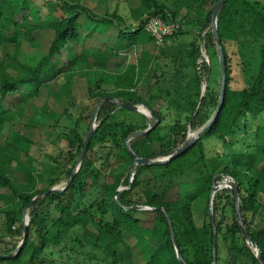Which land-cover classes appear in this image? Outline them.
<instances>
[{"label":"trees","instance_id":"1","mask_svg":"<svg viewBox=\"0 0 264 264\" xmlns=\"http://www.w3.org/2000/svg\"><path fill=\"white\" fill-rule=\"evenodd\" d=\"M29 1L0 0V189L14 199L3 211L5 234L0 241L23 235L24 211L30 210L25 241L22 238L12 249L0 250V264H264V123L254 127L251 121L264 116V3L225 0L219 10L217 27L227 81L222 106L210 126L169 161L134 167L136 157L162 161L176 154L192 132L207 124L204 109L217 110L220 103L221 96L203 92L195 41L187 51L196 66L193 72L184 65L170 71L160 63L154 69L119 62L123 52L155 42L145 30L150 17L177 22L179 10L171 11L160 0H130L131 15L139 23L128 28L117 9L106 8L104 15H98L79 0H46L49 13L42 29L49 30L52 39L33 64L9 51L21 41L35 40L37 25L29 21L31 13H25ZM196 1L203 8L211 0ZM213 13L205 16V28L211 25ZM110 25L119 26L115 39L103 42L104 48L93 45ZM181 33L180 29L166 38L165 44L173 39L172 47H176ZM205 37L208 50L218 48L212 29ZM228 45L236 46L242 60V88L232 84ZM168 47L161 48L158 58L173 55ZM112 62L124 66L123 70L108 71ZM203 68L209 71L207 63ZM81 75L85 95L96 103L102 99L101 121L76 169L86 143L79 120L64 133L70 149L63 161L46 154L25 129L38 122L58 126L68 108L58 114L47 102L40 107L33 102L49 93L51 81L65 78L69 102L75 105L79 99L74 95L75 84ZM143 81L151 89L141 94L137 89ZM15 94L21 96L20 104L6 108L3 102ZM112 99L145 105L154 123L147 114L119 107ZM159 100L174 109L173 125H161L164 112L153 106ZM29 108L40 117L24 123ZM151 125L155 128L147 135L136 136ZM213 139L225 146V151H212L224 163L218 176L211 171L206 149V141ZM196 151L197 159H186ZM94 153L100 157L96 159ZM113 159L117 165L108 181L107 165ZM146 173L151 176L144 178ZM64 178L66 185L49 192ZM223 178L233 180L235 187H219ZM212 197L213 213L208 205L207 218L198 224L196 202H209ZM51 247L60 249L67 259L45 258Z\"/></svg>","mask_w":264,"mask_h":264},{"label":"rangeland","instance_id":"2","mask_svg":"<svg viewBox=\"0 0 264 264\" xmlns=\"http://www.w3.org/2000/svg\"><path fill=\"white\" fill-rule=\"evenodd\" d=\"M72 2H78V0H70ZM82 4L89 7L94 13L98 15H104L106 8L113 12L117 9L118 14L125 20V26L128 28H137L139 21H136L132 15L130 8L133 5V2L130 0H79ZM162 3L166 5L171 11L179 10L177 21L181 23V35L175 40L177 46L172 47L174 45L173 39L165 44V47L169 45L173 50V55L169 57L158 58V55L161 52V48L158 47L155 42L148 43L138 48H132L126 52H123L122 58L119 60L124 66L126 64H140V65H148L151 68H156L158 63L162 65L164 68L170 71H176L184 65L187 71L193 72L196 66L194 65L192 59H190L187 55L188 49L191 47L192 41H195L199 46V59L197 63V68L201 69L203 74L204 86L203 92L213 93L217 96H221V87H222V67H221V58L219 48L208 50L206 45V37L205 33L212 29V22L209 27H204L206 24L205 16L211 10H214L217 1L211 0L207 5L203 8L199 5L200 1L196 0H160ZM264 3V0H261ZM28 11L30 12L29 21L35 25H37V29L34 32V41H21L17 46L10 47V53L14 55H18L23 61H27L28 63H36L38 59L43 55V52H46L50 41L52 39V33L49 30H43L42 27L45 25L49 7L47 5L46 0H30L29 1ZM180 5V9H179ZM60 11L56 15H59ZM24 15L21 14L19 17ZM119 26L118 25H110L106 26L103 29V35L100 37V41H95L93 45L104 48V43L112 42L116 35L118 34ZM168 47V48H169ZM236 46L228 45L229 54L231 56V65H232V75L233 81L232 84L236 88H242L245 85V76L242 72V60L240 56H237L235 51ZM1 54V51H0ZM90 61H93L91 58ZM109 67L108 71L113 73L121 72L124 68L116 65L114 62ZM204 63L208 64L209 71L204 70ZM10 71H13V68H10ZM99 71H95V73ZM84 75L79 76L76 79V88L74 95L79 98L75 105H72L69 102V86L65 80V78H60L53 80L49 83L48 92L43 93L42 96L35 100L33 103L36 107H40L46 102L50 105L52 109H55L58 114L64 110L63 107L68 108V113L64 115L58 126L51 127L49 125H43L41 123H37L34 127L25 129L27 131L29 137L34 141L41 143L43 146L42 150L46 152V154L52 155L59 160H65L68 154V141L66 138L65 132L67 129L74 128L76 122L79 120V132L82 134L85 140H87L90 130H95L99 122L101 121L99 115V109L101 104L97 109L96 101L89 98L88 95H85V90L83 88L84 84ZM151 89L150 85L143 81L139 88L137 89L142 94L143 92ZM60 101L61 103L58 105L56 101ZM21 102V96L19 94H15L9 96L4 102L3 105L6 108H14L19 105ZM61 105V106H60ZM138 109H140L141 113L147 114L151 118V122L154 123L155 117L152 116L151 112L145 107L143 104L136 105ZM156 110H163L164 118L161 121L162 126H169L175 123L176 116L174 114V109L166 108L167 104H163L161 100L155 102L153 104ZM112 107L108 108L110 111ZM215 107L209 106L204 109V114L206 115V119H208L207 124L212 121L215 116ZM36 109L29 108L27 112V117L23 120L24 123H27L31 117H37ZM252 124L255 127V124L264 123V116L259 117L258 119H252ZM206 124V125H207ZM205 125V126H206ZM203 129V128H202ZM201 129V130H202ZM201 130H197L191 133L190 139L197 137L198 133ZM206 149L209 157V164L211 171L215 175H219L220 170L223 168L224 163L219 161L216 156H213L212 151H225V146L221 140L213 139L206 141ZM96 159L100 157V153L93 154ZM198 157V151L191 153L186 157L187 160H195ZM168 157L161 158L160 160H166ZM117 165V160H112L108 167V181H111V174L113 173L115 166ZM151 174L146 173L143 175L144 178L150 177ZM68 183V179L64 178L56 187L57 189L62 188L64 185ZM219 187L224 186H235V182L230 178H223L218 183ZM2 193L5 194V198L0 199V235L5 234V223H4V210L10 204L13 203V196L8 191H4L0 189ZM213 199L208 202V200L203 199L196 202L194 207L195 217L198 224H202L206 217V212L208 213V205L210 213H213ZM24 214L25 226H28L30 220V210L26 209ZM19 227V225L17 226ZM28 233V232H27ZM25 232L23 231V235H17L15 237H7L4 241H0V250H8L12 249L15 245L19 244L22 238H24ZM49 253H45L43 256L47 259L50 257L53 258H61V250L57 247H51L48 250ZM50 252H54V255H51ZM67 259L66 255H63ZM63 260V259H61ZM63 260V261H64ZM48 263V262H47Z\"/></svg>","mask_w":264,"mask_h":264},{"label":"water","instance_id":"3","mask_svg":"<svg viewBox=\"0 0 264 264\" xmlns=\"http://www.w3.org/2000/svg\"><path fill=\"white\" fill-rule=\"evenodd\" d=\"M225 0H220L215 9H214V13H213V16H212V30H213V33H214V36H215V39H216V42H217V45H218V48H219V51H220V58H221V67H222V87H221V99H220V103L217 107V110H216V113H215V116L214 118L217 116L221 106H222V102L224 100V96H225V87H226V81H227V75H226V59H225V52H224V49H223V46H222V43H221V40H220V37H219V33H218V27H217V16H218V13H219V10L222 6V4L224 3ZM119 107H123V108H129L131 110H138L140 111V109H138L137 106L135 105H125L115 99H112ZM102 102V99L98 102L97 104V109L99 108L100 104ZM213 118V119H214ZM212 122V121H211ZM210 123H208L197 135V137L193 138V139H190L187 141V143L174 155H168V158L166 160H162V161H154L150 158H142V157H136L135 158V164H134V167L138 164H152V163H163V162H167L169 161V158H172V157H175L179 154H181L182 152H184L185 150H187L196 140L197 138L201 135V133H203L209 126H210ZM155 128V125H151L148 129H146L144 132H138L136 133V136H139V135H147L152 129ZM93 132L94 130L91 129L90 130V133H89V136L86 140V143L82 149V153L81 155L79 156L78 158V162H77V165H76V169H79L80 166H81V163H82V160H83V157L86 155L87 153V150H88V147H89V144L91 142V139H92V136H93ZM128 148L129 150L132 152L131 150V147L130 145L128 144ZM132 154L135 156V154L132 152ZM76 174V171L73 172V175H72V179L71 181L73 180L74 176ZM232 187H235V186H232ZM54 190H57V188H53L50 191H54ZM39 198V196L36 198V200ZM35 200V201H36ZM27 232H28V226H25V234H24V241H25V238L27 237ZM23 241V243H24ZM216 243V241H215ZM12 254L8 255L7 257H11ZM259 259L261 260L262 257H261V253H259Z\"/></svg>","mask_w":264,"mask_h":264},{"label":"built area","instance_id":"4","mask_svg":"<svg viewBox=\"0 0 264 264\" xmlns=\"http://www.w3.org/2000/svg\"><path fill=\"white\" fill-rule=\"evenodd\" d=\"M180 29V22H166L158 16L150 17L145 23V30L154 37L155 43L158 47H163L165 45L166 38L174 35Z\"/></svg>","mask_w":264,"mask_h":264}]
</instances>
